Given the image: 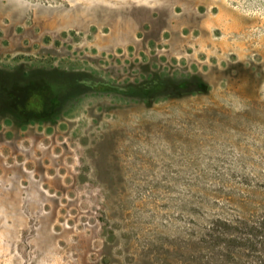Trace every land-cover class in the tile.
I'll return each mask as SVG.
<instances>
[{
  "label": "rangeland",
  "instance_id": "374dc122",
  "mask_svg": "<svg viewBox=\"0 0 264 264\" xmlns=\"http://www.w3.org/2000/svg\"><path fill=\"white\" fill-rule=\"evenodd\" d=\"M22 72L83 75L58 121L0 110V264L253 261L264 0H0V92Z\"/></svg>",
  "mask_w": 264,
  "mask_h": 264
},
{
  "label": "trees",
  "instance_id": "16d2710c",
  "mask_svg": "<svg viewBox=\"0 0 264 264\" xmlns=\"http://www.w3.org/2000/svg\"><path fill=\"white\" fill-rule=\"evenodd\" d=\"M25 75V78L22 75L16 77L14 83H1L0 110L27 125L33 122L45 123L42 118L50 120L55 116L61 110L64 97L76 75L83 74H73L63 85L55 78L47 77L46 81L36 82L33 73ZM238 232V236L234 238L235 246L244 248L251 254L253 261L248 264H264V218L247 223Z\"/></svg>",
  "mask_w": 264,
  "mask_h": 264
},
{
  "label": "flooded vegetation",
  "instance_id": "af4514ba",
  "mask_svg": "<svg viewBox=\"0 0 264 264\" xmlns=\"http://www.w3.org/2000/svg\"><path fill=\"white\" fill-rule=\"evenodd\" d=\"M22 74V77H24L25 78V72H22L21 73ZM28 77V76H27ZM33 78H36V75L35 74H33ZM60 84H62V83H60ZM62 116V111L61 110H59L58 111V113L55 115V116H52L51 118H50V120H49V118H42V120L44 121V122H48V121H51V122H55V121H58V119L60 118Z\"/></svg>",
  "mask_w": 264,
  "mask_h": 264
}]
</instances>
